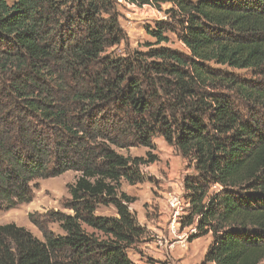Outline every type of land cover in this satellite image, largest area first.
Segmentation results:
<instances>
[{"label":"trees","instance_id":"trees-1","mask_svg":"<svg viewBox=\"0 0 264 264\" xmlns=\"http://www.w3.org/2000/svg\"><path fill=\"white\" fill-rule=\"evenodd\" d=\"M123 1L171 5L146 51H114L127 39L117 0H0V211L78 174L70 215H28L42 240L0 225V264H136L146 228L121 181L141 183L156 158L119 151L157 136L194 170L186 226L211 235L203 264H264V0ZM167 33L185 52L161 46ZM109 205L116 216L95 215Z\"/></svg>","mask_w":264,"mask_h":264},{"label":"rangeland","instance_id":"rangeland-1","mask_svg":"<svg viewBox=\"0 0 264 264\" xmlns=\"http://www.w3.org/2000/svg\"><path fill=\"white\" fill-rule=\"evenodd\" d=\"M160 7L161 10L150 6L139 8L135 5L127 4L123 0L118 2L119 24L127 39L125 43L120 44L114 49L116 54L125 56L133 51H146L145 44L154 43V40L147 34L146 29L154 28L155 23L158 21H166L167 16L165 12L171 8V5L162 4ZM166 36L169 42L161 46L185 52L182 43L174 35L167 33ZM235 74L241 77L246 76L245 71H236ZM153 143L155 145L153 150L144 147H134L119 151L124 156L147 159L146 154L149 153L152 157L156 158L155 162L142 166L143 181L141 183L129 185L126 181L122 180L120 187V192L134 197L135 201H138L136 205L143 204V208L149 217L150 215L155 216L159 205H164V207L166 205L167 210H169L167 205L169 194L180 196L182 201H186L183 181L185 177L194 174L193 168L187 161L161 137H155ZM77 177V173L69 171L56 177L35 181L33 185L36 184V188L33 189L32 202L16 206L9 210L0 211V225L15 224L16 226L25 228L36 238L42 240L41 234L28 221V215L35 212L40 215H45L51 211H60L70 215L72 212L63 209V203L69 198L68 185L72 184ZM214 190L212 188L210 192H216ZM95 215L100 217H114L116 216V211L112 205L99 206ZM188 216V209L184 208L179 233L184 232V235L186 233L187 239H184L186 243H175L172 248L169 247L168 243L169 241L175 242L176 239L170 235L168 231L169 221L167 223L166 245L168 250L172 249L174 256L168 253V257H163L160 262H157L153 255L146 256L141 254L144 257L143 261L147 264H203V257L211 242V235L193 239L197 231L195 233L190 232L195 224L186 226ZM48 228L56 235L63 234L57 223H49ZM155 236L152 230H146L145 235L136 244L134 250L128 252L129 257L139 254L143 244H152L156 240V237H158Z\"/></svg>","mask_w":264,"mask_h":264},{"label":"crops","instance_id":"crops-1","mask_svg":"<svg viewBox=\"0 0 264 264\" xmlns=\"http://www.w3.org/2000/svg\"><path fill=\"white\" fill-rule=\"evenodd\" d=\"M137 202L138 201H135L134 204H131L129 210L132 213H135L137 222L140 226L146 228L147 231L152 230L158 237L155 236L156 240L150 245L143 244L140 248L141 251L139 254L133 255L129 258L136 264H147L143 261L144 257H142L141 254L146 256L153 255L157 262H160L163 257H168V253L171 254V256H174L172 249L168 250L166 245L167 239L165 237L167 235V223L169 221V211L167 210L166 205L165 207L164 205H159L155 216L150 215L149 217L143 208V204L136 205Z\"/></svg>","mask_w":264,"mask_h":264},{"label":"built area","instance_id":"built-area-1","mask_svg":"<svg viewBox=\"0 0 264 264\" xmlns=\"http://www.w3.org/2000/svg\"><path fill=\"white\" fill-rule=\"evenodd\" d=\"M117 2H121V0H117ZM167 202H168L167 205L169 208L168 211H169V217H170L168 231L170 235L174 239H176L175 242L169 241L168 243L169 247L172 248L175 243H178V244L186 243L185 242V240L187 239L186 233L185 235L183 234L184 232L179 233V229L181 227L180 224H181V216L183 215V209L184 208L188 209L189 204L185 200L182 201L180 196H175L174 194H169ZM195 231H196V228L194 226L193 228H191L190 232L195 233Z\"/></svg>","mask_w":264,"mask_h":264}]
</instances>
